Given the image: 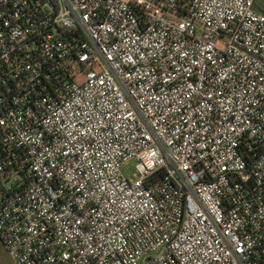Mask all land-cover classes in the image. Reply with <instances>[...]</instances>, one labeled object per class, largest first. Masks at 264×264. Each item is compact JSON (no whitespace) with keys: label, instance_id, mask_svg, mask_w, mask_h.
<instances>
[{"label":"built area","instance_id":"2783aa9c","mask_svg":"<svg viewBox=\"0 0 264 264\" xmlns=\"http://www.w3.org/2000/svg\"><path fill=\"white\" fill-rule=\"evenodd\" d=\"M254 5L0 0L7 264H264Z\"/></svg>","mask_w":264,"mask_h":264},{"label":"rangeland","instance_id":"374dc122","mask_svg":"<svg viewBox=\"0 0 264 264\" xmlns=\"http://www.w3.org/2000/svg\"><path fill=\"white\" fill-rule=\"evenodd\" d=\"M255 3L264 11V0H255ZM134 162L131 161L123 167L125 175H130L133 172ZM8 255L3 245L0 243V264L8 263Z\"/></svg>","mask_w":264,"mask_h":264},{"label":"crops","instance_id":"0c3cea01","mask_svg":"<svg viewBox=\"0 0 264 264\" xmlns=\"http://www.w3.org/2000/svg\"><path fill=\"white\" fill-rule=\"evenodd\" d=\"M255 8L257 9V10H259V11H261L262 13H264V11L255 3Z\"/></svg>","mask_w":264,"mask_h":264}]
</instances>
